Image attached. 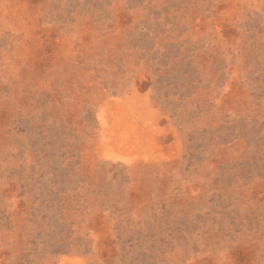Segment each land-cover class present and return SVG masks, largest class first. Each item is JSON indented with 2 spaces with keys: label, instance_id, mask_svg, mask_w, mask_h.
I'll list each match as a JSON object with an SVG mask.
<instances>
[{
  "label": "rangeland",
  "instance_id": "obj_1",
  "mask_svg": "<svg viewBox=\"0 0 264 264\" xmlns=\"http://www.w3.org/2000/svg\"><path fill=\"white\" fill-rule=\"evenodd\" d=\"M0 264H264V0H0Z\"/></svg>",
  "mask_w": 264,
  "mask_h": 264
}]
</instances>
